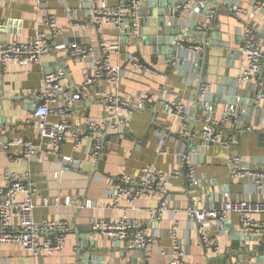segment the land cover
Here are the masks:
<instances>
[{
	"label": "crops",
	"instance_id": "crops-1",
	"mask_svg": "<svg viewBox=\"0 0 264 264\" xmlns=\"http://www.w3.org/2000/svg\"><path fill=\"white\" fill-rule=\"evenodd\" d=\"M159 1L163 10L173 0ZM182 1L186 0H179ZM215 1L223 5L225 0ZM44 2L60 29L57 47L46 54L40 64L27 67L10 64L5 69L0 66V142L12 144L7 151L0 149V184H4L5 172L28 173L37 189L34 221L40 223L64 219L69 223L70 230L61 254L34 260L19 247L1 245L0 264H167L172 246L170 232L173 227L177 240L184 249L187 264H264V240L256 238L255 241L244 242L245 239L239 235L242 231L238 216L231 217L235 234L229 235L222 231V226L217 222L211 228L210 234L217 238L220 248L229 250L228 253L215 255L201 247L197 231L185 215V209L190 204L218 208L224 199L264 200V188L262 191L255 190L251 179L229 178L227 156L232 154L241 158V167L247 172L264 173V98L257 103L249 101L253 100L251 86L237 83L241 61L237 55L230 56V50L225 47L229 45L235 51L239 47L237 28H240V21L236 16L230 13L228 7L217 8V18L208 26L209 47L206 49L203 64L197 69L195 65L183 61V53L180 59L184 65L180 67L169 65L165 59L169 50L167 41H176L178 34H183L185 30L189 34L194 21L202 18L194 10L180 18L182 23L174 30L179 31L176 34L171 33L167 26V8L164 9L165 17L159 27L156 21L158 10L151 6V0H143L140 29L135 33V39L129 30L122 37L120 31L111 26H105L98 32L93 26L86 24L92 10L123 6L126 0ZM240 3L248 7L251 0H240ZM41 18L42 12L36 7V0H0V48L12 41L32 40L36 31L41 30ZM260 18L261 15H257L250 22ZM79 24H84V29H79ZM156 36L163 37L166 43L163 41L157 46L151 45L149 38ZM102 39H108L120 47L116 59L125 70L118 89L121 96L135 99L149 88L164 86L166 89L175 90L189 106L192 119L186 130L193 134L189 143H185L180 137V124L164 111L160 94L157 93L154 101L131 115L121 135H109L106 138L104 151L97 162L90 157L91 140L84 136V121L86 118L99 119L105 115V105L97 101V94L112 92L114 88L105 81L84 86V76L91 72L90 61L69 57L63 46L75 43L96 47ZM189 39L195 40V37ZM261 45L264 47V41H261ZM133 57L142 58L156 71L157 76L143 77L135 73L131 67ZM58 63L61 64L60 71L64 75L61 82L63 86L80 93L82 97L70 120L73 130L80 133L81 139L79 146L74 148L71 133H68L59 153L78 161L79 168L60 173L58 179H54L53 175L60 170L55 155L49 156L42 163L36 160L14 163L11 158L19 157L22 152L16 142L26 139L33 141L35 138L32 126L27 122L29 112L38 102L33 93L40 92L43 78L53 73ZM200 80L210 85L205 104L211 107L215 103L212 113L214 118H221L225 104H229L236 113L237 119L226 127L224 138L235 136L237 145L228 149L218 144L201 147L199 131L204 111L195 105ZM261 82L264 83V78H261ZM235 89L236 97L233 95ZM49 121L55 122L57 118L50 117ZM43 146L46 147V144ZM159 149L163 152L159 153ZM182 150L195 163L201 179V191H190L182 177L171 179L167 185L166 196L170 209L176 210L174 215L167 212L151 222L149 211L159 205L160 199L147 197L136 203L135 210L127 211L128 217L139 226L145 227L154 240L145 253L130 251L118 241H110L91 232V221L111 222L121 215V211L114 210L111 206V181L114 177L122 172L137 176L148 165L170 172L179 166L177 155ZM181 170L185 174L183 167ZM202 192L206 193L205 198L200 196ZM55 197L60 200L57 209L40 206L42 198L51 200ZM66 199L70 200V206L63 205ZM86 201L92 206L76 208ZM255 219L263 220L264 217ZM161 252L164 254L161 255Z\"/></svg>",
	"mask_w": 264,
	"mask_h": 264
},
{
	"label": "built area",
	"instance_id": "built-area-1",
	"mask_svg": "<svg viewBox=\"0 0 264 264\" xmlns=\"http://www.w3.org/2000/svg\"><path fill=\"white\" fill-rule=\"evenodd\" d=\"M125 3V6L92 10L86 19V24L93 26L98 32L105 26H111L120 33L129 30L130 35L136 39L135 33L140 29L143 0H126ZM206 3L207 0H186V3L180 7L181 9L178 8V12L182 16L193 10L199 13ZM36 7L42 12L41 30L36 31L33 39L28 42L12 41L0 48V66L3 69L10 64L19 67L40 64L42 58L57 47L60 29L55 17L48 11L44 0H36ZM232 8L233 14L240 20L241 30V43L235 54L241 61L237 83L251 86L253 101L257 103L264 98V83L261 82V78H264V47L261 45V41H264V0H251L248 7L239 5ZM217 15L216 6L209 5L206 8L196 29L199 40H190L185 34H178L175 41L176 55L171 57V65H175L177 59L183 55V61L200 69L206 49L209 47L206 29L215 22ZM257 15H261L260 20L250 22ZM77 26L79 29L85 27L84 24ZM63 47L69 57L90 61L91 72L85 74L84 86H92L98 81H105L114 88L112 92L97 94V101L105 105V115L99 119L86 118L84 121V136L91 140L90 157L94 161L97 162L100 159L106 138L109 135H121L131 115L154 101L157 93L160 94V102L164 111L180 124V137L183 141L193 138V134L186 130L192 119L189 106L182 101L175 90L166 89L164 86L149 88L135 99L123 97L118 93L125 75V70L116 59L120 51L118 44L102 39L96 47L81 46L75 43ZM131 67L135 73L143 77L157 76L156 71L140 57L132 58ZM63 78L62 71L50 73L43 78L40 92L33 93L38 102L33 111L29 113L27 122L31 124L35 138L33 141L26 139L16 142L22 152L19 157L11 158L14 163L32 160L42 163L49 156L55 155L60 170L53 175L54 179H58L60 173L78 169L80 165L78 161L59 154L68 133H71L74 148L79 146L81 139L80 133L73 130L70 120L73 110L81 103L82 97L80 93L63 86L61 83ZM209 91L210 85L201 82L195 98L196 106L205 104ZM203 111L205 115L199 131L201 147L218 144L228 149L230 146L237 145L235 136L224 138L226 127L237 119L231 107L225 105L220 119L214 118L212 114L214 111L207 104ZM50 117L57 118V121L50 122ZM248 130L251 131V129ZM44 144L46 147L43 146ZM11 145L0 142V149L7 151ZM158 152L163 151L159 149ZM227 162L231 180L249 178L254 183L255 190H263L264 173L247 172L241 167V158L235 154L228 155ZM177 164L180 167H174L170 172H164L148 165L143 167L137 176L122 172L114 177L111 181L113 191L111 206L114 210L121 211V215L111 222L91 221V232L107 240L118 241L130 251L145 253L153 245L154 240L145 227L139 226L128 217L127 211L135 210L136 203L147 197L160 199L159 205L149 211L151 222L167 212L174 215L176 210L170 209L166 196L167 185L171 179L182 177L190 191H201V179L195 163L183 150L177 155ZM182 167L185 174L181 170ZM3 180L4 184H0V246L19 247L34 260L52 254H61L65 249L67 234L70 230L69 223L64 219L40 223L34 221L37 189L28 173L5 172ZM200 196L205 198L206 193L202 192ZM59 204L58 197L51 200L42 198L40 201L41 207L54 210L59 207ZM63 205L70 206V200L66 199ZM91 206V203L86 201L76 208ZM185 215L190 225L197 231L201 247L215 255L228 253L229 250L220 248L217 238L210 234L211 228L215 222L224 223L232 228L231 217L233 215L240 218L241 231L244 236L264 240V219H255V217H264V200L231 201L224 199L218 208L197 207L190 204L185 209ZM170 236L172 246L167 264H187L184 259V249L176 237L175 227L171 229Z\"/></svg>",
	"mask_w": 264,
	"mask_h": 264
},
{
	"label": "water",
	"instance_id": "water-1",
	"mask_svg": "<svg viewBox=\"0 0 264 264\" xmlns=\"http://www.w3.org/2000/svg\"><path fill=\"white\" fill-rule=\"evenodd\" d=\"M184 3H186V1H182V2H179V0H173V1H171V3H169L165 8H167V26H168V28L170 29V32L172 33V32H176V34H178V32L177 31H174V30H177V27H179V23H182L181 21H180V18H181V16L182 15H180V13L178 12V8L179 9H181L180 7H182L183 6V4ZM126 5V3H124V5L123 6H125ZM209 5H214V6H216V8H219V7H221V6H225V7H228V10L230 11V13L232 14V15H234L233 14V8L232 7H238L239 5H241V3H240V0H225L224 1V4L223 5H220V4H218V3H216V1L215 0H207V3L205 4V6L203 7V8H201L200 10H199V14L201 15V16H203L204 15V13H205V11H206V8L209 6ZM151 6L153 7V8H155L156 10H158V11H156V16H157V18H156V21H157V25L159 26V27H161V25H162V20H163V18L165 17V14H164V9L163 10H161V4H160V1L159 0H151ZM163 8V7H162ZM192 9H193V7H192ZM191 12V11H190ZM189 12V13H190ZM187 14V13H186ZM186 14H184L182 17H184ZM199 21H200V19L199 20H195L194 21V23H193V25H192V27H191V29H192V31H190L189 32V34L187 33L188 31H184L183 32V34H185V36L186 37H188V38H193V37H195V39L196 40H199V36L196 34V29H197V26H198V23H199ZM238 21H240L239 19H238ZM209 30L210 29H206V35H207V33L209 32ZM238 31H239V34H238ZM182 34V33H181ZM194 35V36H193ZM121 36L123 37V36H125V34L124 33H121ZM237 38H238V45H240V43H241V30H240V28H237ZM149 40H150V44L151 45H153V46H157V44H160V43H163V41H164V39H163V37H150L149 38ZM165 43H166V41H164ZM168 42V46H169V50H168V52L165 54V59H166V61H167V63L169 64V65H171V57H173V56H175L176 55V48H175V40L174 39H169V41H167ZM212 45V44H211ZM228 50H230L229 51V55L230 56H235V54H236V51L235 50H232V49H230L229 48V45H226L225 46ZM60 63H58L57 64V69H55L54 71H53V73H57V72H59L60 71ZM182 65H184V63H183V61L181 60V59H177V61L175 62V65L174 66H178V67H180V66H182ZM171 66H173V65H171ZM200 82H201V80L199 81V84H198V88H197V90L199 89V85H200ZM198 92V91H197ZM233 95L236 97L237 96V90L235 89V91H234V93H233ZM239 100H241V99H239ZM249 101L251 102V103H253V100L252 99H249ZM242 103H243V101H241ZM206 104H201V105H199V107H200V110L201 111H203L204 110V106H205ZM226 105V104H225ZM229 105V104H228ZM211 110L213 111V110H215V103L213 102V104L211 105ZM33 111V110H32ZM31 112V111H30ZM29 112V113H30ZM205 115V114H204ZM192 128V127H191ZM189 139H187V140H185L184 142L185 143H189ZM218 224H220L221 226H222V231H226L229 235H231V234H235V233H233V231H234V229L233 228H231V227H229L228 225H226V224H224V223H220V222H217ZM240 236H242L245 240H244V242H246V241H248V242H252V241H255V239L256 238H254V237H246V236H244L243 235V233L241 234H239ZM95 245H92V247H94Z\"/></svg>",
	"mask_w": 264,
	"mask_h": 264
},
{
	"label": "bare ground",
	"instance_id": "bare-ground-1",
	"mask_svg": "<svg viewBox=\"0 0 264 264\" xmlns=\"http://www.w3.org/2000/svg\"><path fill=\"white\" fill-rule=\"evenodd\" d=\"M201 21V20H200Z\"/></svg>",
	"mask_w": 264,
	"mask_h": 264
}]
</instances>
